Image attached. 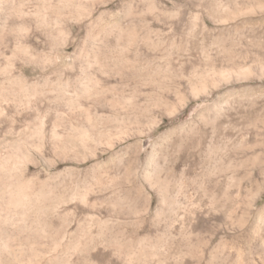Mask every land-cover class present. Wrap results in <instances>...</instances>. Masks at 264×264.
<instances>
[{
  "label": "rangeland",
  "instance_id": "obj_1",
  "mask_svg": "<svg viewBox=\"0 0 264 264\" xmlns=\"http://www.w3.org/2000/svg\"><path fill=\"white\" fill-rule=\"evenodd\" d=\"M0 264H264V0H0Z\"/></svg>",
  "mask_w": 264,
  "mask_h": 264
}]
</instances>
